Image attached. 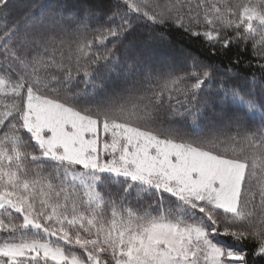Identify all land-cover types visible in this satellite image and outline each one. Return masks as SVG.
<instances>
[{"label": "snow or ice", "instance_id": "6c2138e0", "mask_svg": "<svg viewBox=\"0 0 264 264\" xmlns=\"http://www.w3.org/2000/svg\"><path fill=\"white\" fill-rule=\"evenodd\" d=\"M15 7L0 0V264H264V0H64L9 24ZM172 28L211 58L251 42L260 77L234 83L238 53L120 55Z\"/></svg>", "mask_w": 264, "mask_h": 264}, {"label": "trees", "instance_id": "16d2710c", "mask_svg": "<svg viewBox=\"0 0 264 264\" xmlns=\"http://www.w3.org/2000/svg\"><path fill=\"white\" fill-rule=\"evenodd\" d=\"M58 2H64V0H14L16 7L12 10L11 16L7 19V23L11 24L13 20H19L21 23L23 22L24 16L28 11L27 5L29 4H43L49 3L55 5ZM69 4H80L87 2L100 3V0H67ZM5 23V19L0 17V26ZM149 30L141 28V33H147ZM166 40L161 44L160 41H147V44L141 47L139 50H131L128 53L121 52V56L125 55L128 57L127 64L129 66L135 63L137 57L141 56L142 53L147 54L151 49L155 50V54L158 56L160 53L167 54V62L170 64H175L178 70L187 69L190 65V61L187 60L186 54L191 53L192 55H196L199 58L205 60L206 62H210L215 65L223 66V63H229L232 59L236 58L237 53L240 60V66L238 69H234V72H238L239 76L235 79L234 83L241 88L248 87L246 84V80L251 78L253 73L256 74L257 78L260 77V70L255 67L256 59L252 55V45L251 42H248L244 51L238 52L236 46H233L231 51L229 52L227 57H216L211 58L209 56V46L204 42L203 38H194L190 37L180 30L172 28L169 29L166 33ZM147 40V37L145 36ZM251 61L252 67L248 68L247 64ZM125 63L124 59L121 60V65ZM125 74L129 78H135L136 73H131L128 69L124 70ZM117 73H113V76H116ZM123 82V77L119 80H116L114 83L116 85L121 84ZM111 87V86H110ZM212 89H215V85L211 86ZM9 101L5 100L3 97H0V108H2L3 104L8 103ZM260 115L262 114L259 112ZM260 115H254L253 120L256 125L260 124ZM214 121L211 120L209 116L205 120L201 122V128L203 131L207 132L214 126ZM188 131H192L191 128L187 129ZM229 243L236 244V242L229 239ZM246 243V242H244ZM239 246V245H236Z\"/></svg>", "mask_w": 264, "mask_h": 264}, {"label": "rangeland", "instance_id": "374dc122", "mask_svg": "<svg viewBox=\"0 0 264 264\" xmlns=\"http://www.w3.org/2000/svg\"><path fill=\"white\" fill-rule=\"evenodd\" d=\"M255 115H258V116H259V115H260V113H259V112H256V113H255Z\"/></svg>", "mask_w": 264, "mask_h": 264}]
</instances>
